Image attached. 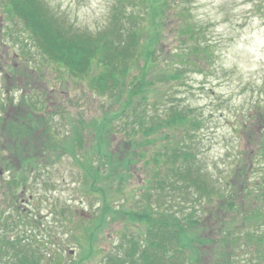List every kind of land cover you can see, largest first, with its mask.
Wrapping results in <instances>:
<instances>
[{
  "label": "trees",
  "instance_id": "obj_1",
  "mask_svg": "<svg viewBox=\"0 0 264 264\" xmlns=\"http://www.w3.org/2000/svg\"><path fill=\"white\" fill-rule=\"evenodd\" d=\"M112 1L107 23L92 30L68 22L46 0H1L10 21L5 35L11 24L20 28V33L10 31L9 36L20 46L17 55L22 61L8 63L7 46L3 53L7 75L27 78L30 69L43 72L41 66L50 61L62 68V81L85 82L105 104L100 115L69 116L73 126L64 139L59 136L64 131L53 122L63 106L59 103L51 110L47 92L34 100L28 87L18 105L11 97L0 101V122L5 121L0 131V172L14 169L8 181L1 176L0 189L7 184L13 189L19 183L28 186L32 175L43 178L45 170L68 154L80 167L86 192L100 194L98 210L82 215L84 222L77 226L87 234L89 251L94 250L97 236L117 220L124 221L128 230L102 264H264V98L237 114L233 125L237 138L247 135L248 126L258 119L253 165L237 138L227 147L233 159L217 176L200 156L198 140L207 118L196 106L176 102L162 89L166 83L182 82L188 71L202 73L208 63L216 62L209 27L188 16L189 25L176 30L177 44L165 48L163 29L157 26L151 35L144 20L154 12L157 16L167 12L178 4L175 0ZM251 2L264 20V0ZM7 104L17 107L14 118ZM17 162L33 171L30 176L20 173ZM144 170L145 178L135 190L140 193L136 205L116 208L109 191L123 192L135 172ZM44 182L53 185L52 180ZM10 198L14 204L7 208L0 203V263L44 264L52 250L44 253L47 243L34 234L15 233L17 222L24 223L23 211L18 204L15 218L10 211L20 198L15 191ZM67 210L70 207L64 206L56 211L64 221H74L76 211L71 210L68 218ZM236 218L242 221L240 229L234 227ZM212 232L219 238L210 237Z\"/></svg>",
  "mask_w": 264,
  "mask_h": 264
},
{
  "label": "rangeland",
  "instance_id": "obj_2",
  "mask_svg": "<svg viewBox=\"0 0 264 264\" xmlns=\"http://www.w3.org/2000/svg\"><path fill=\"white\" fill-rule=\"evenodd\" d=\"M46 1L54 9L63 12L68 22L77 27L92 30L103 27L107 23L113 3L112 0ZM175 2L179 5L173 4L168 10L166 8L167 12L159 15L160 17L156 15L158 12H154L149 16L150 20L147 18L144 20L149 34L154 35L157 26H160L164 32L162 41L165 48H172L177 44L176 30L189 25L191 19L186 18L189 16L199 25L209 27L207 35L209 39H213L217 60L208 63L202 73L196 72V70L188 71L182 82L166 83L162 87L163 92L171 94L172 100L176 102L196 106L207 118L198 140L204 166L219 173L217 176H221L223 173L220 174V172L233 159L230 154H227V147H230L231 144L235 145L237 138L242 141L246 151H249L245 159L250 165H253L251 151L256 147L253 135L259 129L258 119L253 120L255 122L248 126L247 135H237V138L233 125H235L237 114L243 115L250 109L251 102L254 103L257 99L264 98V20L252 9L251 0H175ZM7 23L10 21L5 19V14L0 6V101L7 102L8 97H11L14 99V105H18L21 96L28 87L33 89L30 93H33L34 100H41L40 94L47 92L51 98L49 101L51 110L54 109V105L59 103L68 110L64 111L63 108H60L61 111L53 115V122L56 123H54V127H59L61 131H64L63 137L62 134L59 135L61 138H64V135L72 129L73 123L69 117L72 114L81 117L84 113L85 118H89L102 113V105L105 104V100L91 93L85 82L71 78L67 79V82L62 81V68L50 61H46V64L41 66L43 72L38 70L42 76L36 70L32 71L31 69L28 72L31 74L26 75L27 78L21 76L20 80L7 75L6 69L9 62L19 64L22 61L21 57L17 55L20 53V46L13 44L9 36L10 31L20 33V28L11 24L5 35ZM3 39L6 40L5 43ZM7 46L9 60L4 65L6 56L3 57V53ZM33 73L35 74L32 77ZM24 88L25 90H23ZM8 108L14 118L17 107L8 106ZM21 108L23 109L24 106ZM40 115H44V113L41 112ZM0 124V131H3L5 121ZM86 140H88L87 137ZM235 150V148L231 149V154H234ZM25 167L27 168L26 164L22 167L21 162H17V169L22 175H29L33 172L25 170ZM50 167L45 170L46 172L44 171L45 173L43 172V178L38 176L39 179H36L35 175H32L28 186L19 183L13 189L7 184L0 189V203L6 208L14 204L10 198L13 191L20 198L10 211L15 218H17V211L14 209L18 204L21 205L23 211L24 223L17 222L15 233L24 236L34 234L43 243H47L48 247L45 251L43 250L44 253H48L50 249L53 254L51 257L47 255L43 259L44 264H68V262L77 263V261L83 262V264H102L101 261L106 259L107 252L122 240L121 235L128 231L125 228V222L119 219L103 230L97 236L98 239L93 241L94 250L89 251L87 234L84 233L82 227L77 228V226H80V220L85 218L82 215L89 216L98 210L101 203L100 194L86 192L87 188L82 182L83 175L78 171L80 167L73 163L70 155H63L54 166ZM254 169L255 166L252 171ZM0 170L2 171V169ZM13 170H7L5 174L0 172V178L4 175V180L8 181ZM145 174V170L143 172L136 171L134 179L123 192L117 193L114 188L109 191V196L113 197L111 201L116 208L123 207L125 209L136 205L140 193H136L135 190L145 178ZM254 179L253 172H250L249 180L253 181ZM51 180L53 185L44 182ZM23 190L25 193L22 195ZM64 206L70 207V210H67L68 218L71 215V210L76 211L74 221H64L57 214L56 210L62 211ZM234 225L235 228L240 229L242 227L241 219L236 218ZM209 227L211 228V226ZM208 232L209 230L205 232L206 235ZM215 236L220 235L216 232L210 237L216 239ZM40 247L42 249L43 244ZM83 254L86 255L82 259Z\"/></svg>",
  "mask_w": 264,
  "mask_h": 264
}]
</instances>
